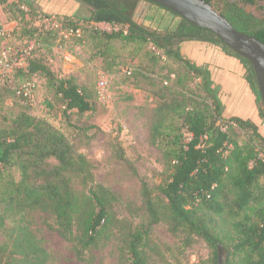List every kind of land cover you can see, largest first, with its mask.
I'll return each mask as SVG.
<instances>
[{"label": "trees", "instance_id": "obj_1", "mask_svg": "<svg viewBox=\"0 0 264 264\" xmlns=\"http://www.w3.org/2000/svg\"><path fill=\"white\" fill-rule=\"evenodd\" d=\"M71 1L84 6L86 14L41 13L58 16L64 28L80 29L81 37L75 38L80 41L90 30L108 42L148 45L161 61L151 50L152 45L168 60L186 67L175 82V87L182 89V100L159 105L152 127V141L162 151L166 179L157 188L144 182L142 206L130 210L132 218H120L114 211L120 197L97 183L93 164L68 137L44 119L26 111L18 113L0 128V233L6 237L5 244L0 245V264H48L50 254L25 220L27 213L36 211L53 216L51 228L71 244L83 264H94L92 253L102 251L114 240L120 264H149L151 235L162 222L168 224L184 247H189L195 238L204 240L213 254L209 264H219L220 245L228 252L226 264H264V134L252 121L224 116L209 77L183 56L182 48L192 42L221 47L241 60L248 82L257 88L250 62L212 32L155 3ZM142 1L180 18L179 25L173 30H158L139 24L135 14ZM206 1L213 6V0ZM54 2L47 5L51 8ZM260 2L264 0H219L216 10L236 30L264 43V18L244 9ZM0 6L9 22L18 24L20 36L37 38L46 46L47 38L58 35L31 26L30 15L22 9L26 6L35 13L29 0H0ZM59 6L61 10L66 7ZM99 22L118 24L127 28V33H101L94 26ZM20 74L25 81L35 75L44 76L63 102L66 117L95 111L88 91L74 78L60 79L41 56L31 58ZM197 79V88H188L187 84ZM193 93L201 100L191 99L188 94ZM260 115L264 119L263 106ZM238 128L249 135L244 142L237 136ZM183 129L191 137L185 138ZM140 211L147 214L146 222L135 221Z\"/></svg>", "mask_w": 264, "mask_h": 264}, {"label": "rangeland", "instance_id": "obj_2", "mask_svg": "<svg viewBox=\"0 0 264 264\" xmlns=\"http://www.w3.org/2000/svg\"><path fill=\"white\" fill-rule=\"evenodd\" d=\"M29 1L36 11L34 13L28 9V20L31 21V26L44 32L46 31L41 26L46 18H51L50 25L61 20L58 16H44L42 10L56 15L68 12L61 13V9L57 11L50 8L47 3L53 2L52 0ZM59 1L55 0L54 4L64 5ZM212 2L213 8L218 9L219 0ZM244 9L258 18H264V2L256 6H245ZM86 11L81 6L76 15L82 16ZM135 20L158 30L175 29L180 23V18L146 1L139 4ZM47 32H57L58 35L47 38L46 46L36 56L43 57L60 79H76L91 95L95 111L66 117L63 102L42 75L32 77L38 86L37 102L34 107L28 108L15 94L16 88L25 81L18 73L13 80L0 82V128L23 111L48 121L68 137L79 153L91 161L97 183L120 197V203L114 208L117 216L132 218L131 211L142 206L143 183L157 188L166 179L162 151L152 141V127L159 105L182 100V89H177L175 82L186 67L171 59L159 61L150 52L148 45L134 47L117 40L108 42L101 36H94L90 30L85 33L83 41L75 37L65 39L58 30ZM66 52L75 57V62L66 61ZM182 54L192 64L197 63V55L191 51L190 45L182 48ZM126 68L133 70L132 76L124 73ZM102 74L110 82L109 102H102L97 96V84ZM197 84H200L198 79L187 85L194 90ZM188 96L201 100L196 94ZM260 106H263L262 102ZM256 125L264 134V119L262 118L261 124ZM183 132L187 138V131L183 129ZM236 132L241 142L249 138L239 128ZM128 204L133 206L132 209L127 207ZM138 215L135 218L137 223L146 222L147 214L144 211H140ZM25 220L42 247L50 254L48 264H83L76 258L71 244L51 228L54 223L52 215L40 211L29 212ZM5 242L6 237L0 233V245ZM147 253L149 264H209L213 257L212 251L202 239L195 238L189 247H184L165 222L154 227ZM226 253L228 254L227 251ZM92 255L95 258L94 264H120L115 240L102 251H94Z\"/></svg>", "mask_w": 264, "mask_h": 264}, {"label": "crops", "instance_id": "obj_3", "mask_svg": "<svg viewBox=\"0 0 264 264\" xmlns=\"http://www.w3.org/2000/svg\"><path fill=\"white\" fill-rule=\"evenodd\" d=\"M60 1H63L66 7L64 10H59L61 7L57 6V11H68L66 13L72 15L81 10V5L77 7L76 3L71 0L69 2ZM162 11L165 10L162 9ZM0 20L5 26L11 25L3 8L0 10ZM188 45L197 55V63L194 64L209 77L212 88L222 103L224 116L226 118L239 117L256 122L255 124H261L260 95L258 89L248 82L247 70L241 60L229 55L219 46L202 42H192L185 46Z\"/></svg>", "mask_w": 264, "mask_h": 264}, {"label": "built area", "instance_id": "obj_4", "mask_svg": "<svg viewBox=\"0 0 264 264\" xmlns=\"http://www.w3.org/2000/svg\"><path fill=\"white\" fill-rule=\"evenodd\" d=\"M22 9L26 13L29 11V8L26 6L22 7ZM50 20L51 18H46L41 26L46 32L58 30L60 31V35L65 39L81 37L82 33L80 29L64 28L61 22H54L50 25ZM94 26L101 33L111 34L121 30L127 33V28L122 29L120 25L115 23L99 22L95 23ZM17 27L18 24L16 22H11L10 26H5L0 20V82L13 80L18 73L25 71L28 67L29 60L44 48L43 43L37 38L20 36L17 32ZM150 47L162 61L165 62L168 60L156 47L152 45ZM64 58L68 62H75V57L69 52L65 53ZM124 73L127 76H132L133 70L126 68ZM37 90L38 86L36 81L31 79L24 81L17 87L16 96L26 107L32 108L37 102ZM97 96L102 102H109L111 99L110 82L105 74H102L98 81ZM187 135L191 137L190 133Z\"/></svg>", "mask_w": 264, "mask_h": 264}, {"label": "water", "instance_id": "obj_5", "mask_svg": "<svg viewBox=\"0 0 264 264\" xmlns=\"http://www.w3.org/2000/svg\"><path fill=\"white\" fill-rule=\"evenodd\" d=\"M160 5L190 22L215 34L230 50L250 62L264 109V43L236 30L206 0H146ZM219 264H226L228 254L218 246Z\"/></svg>", "mask_w": 264, "mask_h": 264}, {"label": "flooded vegetation", "instance_id": "obj_6", "mask_svg": "<svg viewBox=\"0 0 264 264\" xmlns=\"http://www.w3.org/2000/svg\"><path fill=\"white\" fill-rule=\"evenodd\" d=\"M53 1V0H52ZM54 2V1H53ZM52 2H49V3H47V4H51ZM53 4V3H52ZM55 10L57 9V5L55 4L54 6H52ZM51 7V8H52ZM43 11H45V10H43ZM45 13H46V11H45ZM48 13V12H47ZM51 13V12H50ZM53 13V12H52Z\"/></svg>", "mask_w": 264, "mask_h": 264}]
</instances>
